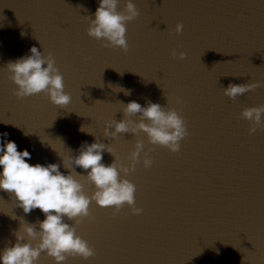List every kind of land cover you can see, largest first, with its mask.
Here are the masks:
<instances>
[{
	"label": "water",
	"instance_id": "obj_1",
	"mask_svg": "<svg viewBox=\"0 0 264 264\" xmlns=\"http://www.w3.org/2000/svg\"><path fill=\"white\" fill-rule=\"evenodd\" d=\"M132 2L139 15L126 25L125 52L88 36L98 0H0V133L31 152L29 163H57L65 174L63 158L78 155L85 141L113 150L115 157L103 154L106 165L116 158L126 167L143 143L134 170L121 173L136 186L142 213L93 201L79 225L66 222L95 255L70 256L66 264H264V128L250 135L251 122L241 118L244 109L264 106V0ZM33 46L55 59L68 106L45 93L15 96L7 64ZM230 83L260 86L231 100L224 95ZM130 101L177 111L188 132L178 153L142 132L104 135L106 125L125 119ZM131 119L139 122V114ZM145 156L153 162L147 169ZM76 178L90 197L95 186ZM43 219L39 209L25 215L0 191V252L16 243L23 223L38 227ZM38 264L55 261L42 253Z\"/></svg>",
	"mask_w": 264,
	"mask_h": 264
},
{
	"label": "clouds",
	"instance_id": "obj_2",
	"mask_svg": "<svg viewBox=\"0 0 264 264\" xmlns=\"http://www.w3.org/2000/svg\"><path fill=\"white\" fill-rule=\"evenodd\" d=\"M98 3L95 18L90 19L88 36L106 41L105 47L120 48L126 52V25L138 17L136 5L132 0H127L125 11L119 12L117 8L120 0H98ZM182 31L183 25L177 24L175 32L180 34ZM29 52V55L7 64L10 79L16 85L15 96L23 99L45 93L52 104L68 106L71 96L64 91V77L55 66L53 56L43 55L35 46ZM179 58L185 59V53H180ZM259 86L258 83H230L224 88V95L235 100ZM130 94V91H125V95ZM177 103L180 101L177 100ZM123 113L125 119L106 125V137L116 138L124 133L138 135L142 132L152 145L178 153L181 141L188 135L185 122L177 111L166 110L158 103L149 101L146 106H141L136 101H130L124 105ZM138 114L139 122L131 119ZM241 118L251 122L249 134L256 133L258 128H264V106L244 109ZM81 131L86 130L81 128ZM28 134L24 133L25 136ZM9 136L7 131L0 133V191L11 194L16 206L25 215L39 209L44 219L38 222V227L22 224L14 233L16 243L0 252V264H38L42 253L51 257L55 264H66L70 256L85 261L94 257V249L77 235L75 226L79 225L81 218L89 216L93 201L102 208L120 211L127 205L134 215L142 213L143 210L135 206L136 186L128 179L121 178V173L127 176L139 162L144 147L142 142L137 141L135 151L129 158L131 165L126 167L116 158L106 165L102 162L103 154L108 152L113 155L112 149L103 143L85 141L80 145L78 155L63 158V167L69 170L65 174L57 163H29L31 152L26 148L18 150L17 143ZM152 163L145 156L144 168H150ZM76 168L83 169L86 175L77 173ZM78 176H85L95 186L96 190L90 197L85 194L84 185L76 178ZM66 221H75V225ZM32 241L38 243L33 245Z\"/></svg>",
	"mask_w": 264,
	"mask_h": 264
},
{
	"label": "snow or ice",
	"instance_id": "obj_3",
	"mask_svg": "<svg viewBox=\"0 0 264 264\" xmlns=\"http://www.w3.org/2000/svg\"><path fill=\"white\" fill-rule=\"evenodd\" d=\"M113 151V150H112ZM89 215H90V213H89Z\"/></svg>",
	"mask_w": 264,
	"mask_h": 264
}]
</instances>
